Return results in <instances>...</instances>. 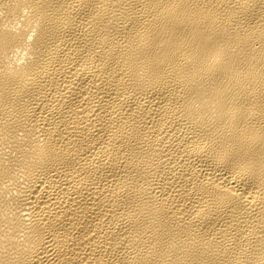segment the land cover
I'll list each match as a JSON object with an SVG mask.
<instances>
[{
	"label": "bare ground",
	"instance_id": "1",
	"mask_svg": "<svg viewBox=\"0 0 264 264\" xmlns=\"http://www.w3.org/2000/svg\"><path fill=\"white\" fill-rule=\"evenodd\" d=\"M0 264H264V0H0Z\"/></svg>",
	"mask_w": 264,
	"mask_h": 264
}]
</instances>
